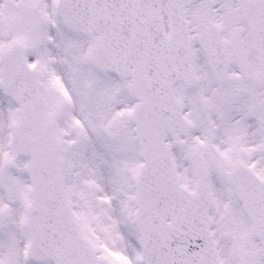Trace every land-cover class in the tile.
Listing matches in <instances>:
<instances>
[{"label":"snow or ice","instance_id":"6c2138e0","mask_svg":"<svg viewBox=\"0 0 264 264\" xmlns=\"http://www.w3.org/2000/svg\"><path fill=\"white\" fill-rule=\"evenodd\" d=\"M0 264H264V0H0Z\"/></svg>","mask_w":264,"mask_h":264}]
</instances>
